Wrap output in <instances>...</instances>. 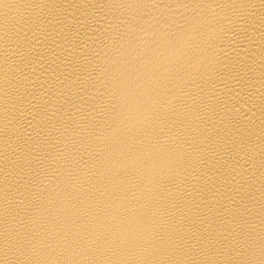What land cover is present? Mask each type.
<instances>
[{
  "label": "bare ground",
  "instance_id": "obj_1",
  "mask_svg": "<svg viewBox=\"0 0 264 264\" xmlns=\"http://www.w3.org/2000/svg\"><path fill=\"white\" fill-rule=\"evenodd\" d=\"M0 264H264V0H0Z\"/></svg>",
  "mask_w": 264,
  "mask_h": 264
}]
</instances>
